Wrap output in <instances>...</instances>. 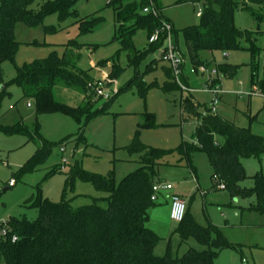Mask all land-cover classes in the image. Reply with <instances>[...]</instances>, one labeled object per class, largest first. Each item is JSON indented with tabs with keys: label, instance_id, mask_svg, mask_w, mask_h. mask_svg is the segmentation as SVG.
<instances>
[{
	"label": "rangeland",
	"instance_id": "374dc122",
	"mask_svg": "<svg viewBox=\"0 0 264 264\" xmlns=\"http://www.w3.org/2000/svg\"><path fill=\"white\" fill-rule=\"evenodd\" d=\"M47 0H35L33 8H38ZM133 0H125V3ZM156 1V2H155ZM140 0L137 1L140 4ZM178 0H151V5L161 11L165 20L177 32L178 45L185 56V68L181 78L194 92L185 93L181 89L163 91L162 86L168 81L166 64L161 61V52L149 55L138 67H128V53L121 52V43L115 40L117 25L113 7L107 6V0H81L76 10L79 19L92 17L102 18L93 30L85 35L80 34L78 20L70 18L60 23L57 15L47 17L36 27L29 28L21 23L15 26V39L21 43L16 56V66H23L35 60L48 57L53 51L62 55L66 45L76 41L82 45V59L79 68L89 71L95 81L108 79L113 62L125 69L111 87L106 84L104 90L108 98L95 102L94 111H103L90 120L85 115L78 119L62 113L44 114L36 117L32 100L22 99V90L17 86L9 87L11 96L3 101L0 110V127H13L18 123L33 130L35 123L40 124V135L35 141L28 136L7 135L0 132V225L8 224L12 218L35 220L38 209L29 202L39 197L53 203L62 200L70 170L79 164L83 170L99 175L114 172L119 184L124 178L136 172L142 165L140 154H132L129 147L138 138L146 146L172 151L184 142L193 143L199 118L183 120L182 99L192 95L199 104V113L203 114L205 105L212 100V95L201 92L206 77L196 72L190 62L182 30L200 24L197 13L204 9L203 2L177 4ZM260 12V7L253 6ZM235 25L244 31L257 32L256 47L260 54L256 60L258 75L264 71V21L259 23L249 12L239 9L235 14ZM55 27L54 31L50 30ZM137 51L148 48V30L140 28L133 36ZM242 47L249 44L242 42ZM200 60L210 68L220 65L236 66L233 77L220 76L221 95L217 114L239 127H250L255 135L264 137V97L259 96L251 84L250 52L246 50L230 52H207L199 54ZM108 61L107 66H100ZM97 65L90 68L89 65ZM204 66V65H203ZM205 67V66H204ZM16 75L14 64L6 62L1 67L0 79L5 83ZM140 76L139 84L132 83ZM105 82V81H104ZM157 85H152L153 83ZM58 101L72 107L84 103L81 91L58 87L55 89ZM31 103V107L28 106ZM149 115L153 117V126H146ZM250 117L253 118L250 120ZM51 143V153L33 171L21 172L27 162L40 149L44 148L43 139ZM61 142H64L60 145ZM61 148L65 152L61 153ZM67 163L61 169L62 160ZM192 164V165H191ZM191 164L174 152L167 155L155 166V179L171 184L174 190L169 194H181L188 217L200 227H217L232 245L222 250L215 264H242L246 259L250 264H264V214L252 209L256 198H232L225 190L214 189L211 181L212 168L209 156L197 152L192 155ZM247 180L240 183L242 188L251 189L252 177L257 173L264 174V155L242 159ZM60 170L49 173L55 168ZM195 168L196 172H194ZM14 180L16 185L9 186ZM67 198L73 199L72 206L79 208L90 205L95 198L106 194L98 192L88 183L77 181L74 192L67 189ZM167 193L162 196L166 197ZM180 197V196H179ZM181 198V197H180ZM182 199V198H181ZM159 204L150 211L149 227L160 236L154 254L163 257L170 254L173 258L182 257L188 250L203 249V246L189 235L183 241L180 224L170 219L171 200ZM2 230L0 228V235ZM0 264H5L1 261Z\"/></svg>",
	"mask_w": 264,
	"mask_h": 264
},
{
	"label": "trees",
	"instance_id": "16d2710c",
	"mask_svg": "<svg viewBox=\"0 0 264 264\" xmlns=\"http://www.w3.org/2000/svg\"><path fill=\"white\" fill-rule=\"evenodd\" d=\"M81 0H47L34 9L35 0H0V74L4 63L14 64L15 77L5 83L0 79V110L3 101L11 96L9 87L17 86L22 90V99L34 102L36 117L44 114L62 113L78 119L85 115L88 120L103 112L94 111L95 102L101 99L94 89L95 79L89 71L79 68L82 59L80 51L83 46L73 41L66 45V51L60 55L53 51L44 59L16 66V56L21 43L15 39V26L19 23L33 28L52 15H57L63 23L70 18L79 19L76 10ZM138 0L125 3V0H112L107 4L113 7L117 36L115 40L121 43V52L128 53V67H138L149 55L159 51L161 41L149 44L146 51H137L133 36L140 28L148 30V38L164 23H169L161 15L154 17L144 14L143 10L151 5V0ZM156 2V1H155ZM188 2H203L204 9L200 24L182 30L190 62L197 72L201 66L210 68L199 57L200 52H230L246 50L250 52L251 84L259 96L264 97V71L260 78L256 60L261 49L256 47V34L248 30H240L235 25V14L239 9L249 12L259 23L264 21V0H178L177 4ZM154 6V5H153ZM260 7V12L253 9ZM102 18L92 17L79 19L80 34L91 32ZM171 24V23H169ZM53 27L50 30L54 31ZM174 43L178 48L177 32L173 27ZM247 42L249 47H242ZM103 61L100 66H107ZM218 72L215 83H220V76L233 77L237 73L236 66L220 65L213 67ZM125 69L113 62L105 84L111 87ZM169 78L162 86L163 91L180 89L174 81L172 72L166 68ZM137 76L132 83L140 82ZM141 87V83H138ZM152 85H157L153 83ZM65 87L81 91L84 103L72 107L57 100L55 89ZM205 108L207 106L205 105ZM181 109L183 120L198 117L199 124L193 143L184 142L172 151L155 149L144 145L136 138L129 147L132 154H140L141 167L124 178L119 184L114 172L107 175L90 173L76 164L66 175V189L63 198L58 203L39 197L31 198L33 206L38 209L35 220L27 218H12L8 224L0 225L1 230L7 229L8 234L0 235V262L5 264H215L222 250L232 248V245L215 226L200 227L186 212L185 219L179 223L183 241L189 235L203 246V249L191 248L182 257L173 258L170 254L158 257L154 249L160 241V236L149 227L150 211L159 204L167 203L164 196L153 202V185L155 166L167 155L177 152L191 164L192 155L197 152L209 156L212 168L211 181L214 189L228 191L232 198H256L252 209L264 214V174L257 173L252 177L253 187L242 188L241 182L248 179L242 159L264 155V137L255 135L250 127H239L218 114L203 117L199 113V104L188 95L182 99ZM253 118L250 117V120ZM153 117L149 115L146 126H153ZM0 132L7 135L21 134L28 136L29 141L41 137L40 124L37 121L34 129L29 130L20 122L13 127H0ZM43 139V138H42ZM43 150L27 162L21 172L33 171L37 164L43 162L51 153L52 144L44 139ZM64 142H61L63 144ZM192 165V164H191ZM60 170L55 167L49 175ZM196 172L195 168H193ZM81 181L91 184L103 194V198H95L90 205L74 208L73 199L67 198V189L74 192L75 183ZM159 183V182H158ZM224 187L221 189V187ZM18 240L13 242V237Z\"/></svg>",
	"mask_w": 264,
	"mask_h": 264
},
{
	"label": "built area",
	"instance_id": "2783aa9c",
	"mask_svg": "<svg viewBox=\"0 0 264 264\" xmlns=\"http://www.w3.org/2000/svg\"><path fill=\"white\" fill-rule=\"evenodd\" d=\"M112 0H107V3H110ZM144 14H152L154 17H159V11L152 5L145 8L143 10ZM202 10L197 13L198 17H201ZM164 36L162 45L159 49L161 52V61L168 66L171 70L174 81L178 84L180 89L185 93L194 92L186 85L183 84L181 78L183 77L184 72V65L185 60L182 57L181 53L179 52L177 46L174 43L173 38V26L169 23H164L161 29L155 30V32L149 37V43L155 44L161 41V38ZM197 72H201V74L206 77L204 87L201 92L206 94L212 95V100L208 104L207 108L203 112L202 116L206 117L208 115H215L217 114V107L220 104L221 95L223 91L220 88V83H215L218 78V72L215 68H208L201 66ZM105 80L103 81H96L94 85V89L97 93L98 97L108 98V94H106L104 87ZM28 106L31 107V103H28ZM61 153H64V148H61ZM67 163L66 159L62 160L61 169H64V165ZM15 185V181L12 180L9 183L10 187ZM224 187L222 186L221 189ZM174 190V187L171 184L167 183H156L153 185L152 191L153 195L151 200L153 202H157L159 197L162 196L164 193H171ZM171 200V209H170V219L176 223H181L185 219L186 215V206L184 201L178 195L169 196ZM8 234L7 229H3L1 236L5 237ZM18 238L16 236L13 237V242H16ZM242 264H250L246 259L242 260Z\"/></svg>",
	"mask_w": 264,
	"mask_h": 264
},
{
	"label": "crops",
	"instance_id": "0c3cea01",
	"mask_svg": "<svg viewBox=\"0 0 264 264\" xmlns=\"http://www.w3.org/2000/svg\"><path fill=\"white\" fill-rule=\"evenodd\" d=\"M178 50H179V52L181 53V51H180V48H179V45H178ZM181 55H182V57L183 58H185V56L181 53ZM185 60V59H184ZM90 66V68H96L97 67V65H94L93 63H92V65H89ZM167 66V65H166ZM167 68H168V66H167ZM184 68H185V65H184ZM213 68V67H212ZM222 95H224V94H222ZM222 117V116H221ZM162 183L161 181H158L157 180V183ZM15 185H16V183H15ZM14 185V186H15ZM170 194V193H169ZM169 194H167L166 195V198L168 199L169 198ZM174 194H176V195H178V196H180L181 198H182V200H183V196L181 195V194H178V193H174ZM184 201V200H183ZM172 222H174V221H172Z\"/></svg>",
	"mask_w": 264,
	"mask_h": 264
}]
</instances>
